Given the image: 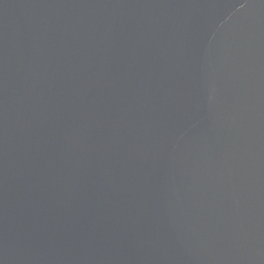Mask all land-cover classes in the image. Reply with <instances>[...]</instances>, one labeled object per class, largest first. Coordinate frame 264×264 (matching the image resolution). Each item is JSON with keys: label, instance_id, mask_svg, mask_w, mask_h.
Instances as JSON below:
<instances>
[{"label": "water", "instance_id": "obj_1", "mask_svg": "<svg viewBox=\"0 0 264 264\" xmlns=\"http://www.w3.org/2000/svg\"><path fill=\"white\" fill-rule=\"evenodd\" d=\"M0 264H264V0H0Z\"/></svg>", "mask_w": 264, "mask_h": 264}]
</instances>
